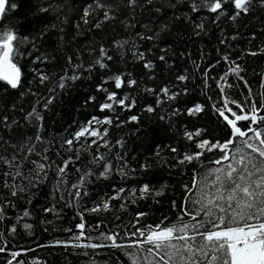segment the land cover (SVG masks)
Segmentation results:
<instances>
[{"label":"snow or ice","instance_id":"6c2138e0","mask_svg":"<svg viewBox=\"0 0 264 264\" xmlns=\"http://www.w3.org/2000/svg\"><path fill=\"white\" fill-rule=\"evenodd\" d=\"M251 58H264V0H0V264H55L25 259L37 249L81 264H264V65L249 71ZM64 96L76 114L49 139L44 113ZM34 212L45 243L22 223Z\"/></svg>","mask_w":264,"mask_h":264},{"label":"trees","instance_id":"16d2710c","mask_svg":"<svg viewBox=\"0 0 264 264\" xmlns=\"http://www.w3.org/2000/svg\"><path fill=\"white\" fill-rule=\"evenodd\" d=\"M213 55V54H210ZM206 63V61H205ZM249 68L248 70L251 71L253 68L256 69L257 72H260L261 66L264 65V58H251L248 60ZM215 74V73H213ZM251 83L256 84L258 82V77H249ZM74 95V93H73ZM30 101L31 97L24 98L22 102V106L25 108V110H28L30 108ZM17 104L20 105L21 101L17 100ZM71 109L74 114H76L75 108H72L71 105L68 103V97L64 96L62 99L56 100L55 103L51 106V111L44 113V126H45V136H47L49 139L56 137L58 139V133L62 132L65 127H67V124L64 119V113ZM21 114L17 115V119H20ZM35 128L25 125L23 129V134L27 136H34L35 134ZM128 134V129L123 128L120 130H112V136L114 138H119L120 135H126ZM15 136L19 137L21 133L19 131L14 133ZM183 146L182 144L180 145ZM128 149L132 150V154H138L140 152H143V147L140 144V141L136 139L134 136H129V142L127 145ZM144 155H148V153H144ZM153 175L145 177L147 180H153V182L156 179H159L161 173H159L156 169H153ZM119 183V178H116L113 182L105 183V184H98V185H92V189L94 192H99L101 194L110 192L113 187H115L116 184ZM48 191V189H41L40 193L37 196V199L33 201V208L38 207V205L45 202V193ZM19 207L22 209L24 207V204L21 203ZM118 207V206H117ZM158 214V213H157ZM11 215V213H10ZM41 215H47V214H41ZM125 217V222H127L126 216L127 214H121ZM64 219L63 223L67 227H74V224L78 222V219H73V210L71 209H65L63 213ZM39 216L34 212L33 217L31 220L25 219L23 222H29V223H35L37 225L35 229V239L38 242L45 243L49 239L48 233L43 231V228L39 226ZM51 219L52 217H48ZM102 217H97L96 215H85V219L90 223H96L98 219H101ZM152 217H149L151 219ZM112 216L111 214L107 215V221H111ZM0 228H3V225H0ZM54 237L57 238H65L68 234L66 233H53ZM19 243L34 247L35 245L30 241V239L26 236L24 230L22 227L20 228V235L16 238ZM49 251H52L50 249H37L35 253H31L25 256V259H30L32 255L46 258L49 260H54L55 264H81V260L76 258L73 255H68L67 257L60 255L59 253L62 251L61 249H55L54 251L57 253L54 257H51L48 255Z\"/></svg>","mask_w":264,"mask_h":264}]
</instances>
